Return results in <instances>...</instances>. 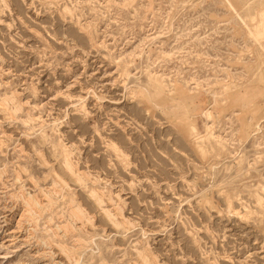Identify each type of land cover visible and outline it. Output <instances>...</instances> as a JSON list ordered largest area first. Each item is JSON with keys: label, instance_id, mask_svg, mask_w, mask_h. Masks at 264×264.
Instances as JSON below:
<instances>
[{"label": "rangeland", "instance_id": "1", "mask_svg": "<svg viewBox=\"0 0 264 264\" xmlns=\"http://www.w3.org/2000/svg\"><path fill=\"white\" fill-rule=\"evenodd\" d=\"M262 9L0 0V264H264Z\"/></svg>", "mask_w": 264, "mask_h": 264}, {"label": "bare ground", "instance_id": "2", "mask_svg": "<svg viewBox=\"0 0 264 264\" xmlns=\"http://www.w3.org/2000/svg\"><path fill=\"white\" fill-rule=\"evenodd\" d=\"M258 18H259V21H258V27L260 28V31L261 32H263L264 31V9H262V10H260L259 11V13H258ZM249 30V29H248ZM250 36L252 37V38H254L255 40H257V38L259 37V36H262L261 35V32H260V35H259V32H255V31H253V28L251 29L250 28ZM249 32V31H248ZM261 38V37H260ZM14 105V104H13ZM15 108V107H14ZM17 108V107H16ZM14 110H16V109H14ZM18 110V109H17ZM16 110V111H17ZM70 155V154H69ZM68 155H64V166H65V168L69 171V172H72V164L69 162V160H68ZM73 174V173H72ZM75 175V174H74ZM79 180V179H78ZM57 196V195H56ZM95 197V196H94ZM96 200H98V199H96ZM111 201V200H110ZM32 202V201H31ZM31 202H29V203H31ZM34 202H35V200H34ZM97 203V202H96ZM44 204V203H43ZM98 204H99V200H98ZM101 204V203H100ZM33 205H35L34 203H33ZM102 205V204H101ZM102 207V206H101ZM121 211V210H120ZM118 212V213H120L121 214V212ZM107 212V211H106ZM76 214H78V213H76ZM108 214H109V212H108ZM107 214V216L109 217V215ZM106 215V214H105ZM111 216V215H110ZM79 217V216H78ZM111 217H115V216H111ZM110 217V218H111ZM123 217V216H122ZM77 218V217H76ZM83 220V219H82ZM111 220V222H112V224H116V225H119V224H117V222H116V220L115 219H110ZM118 221V220H117ZM83 223V222H82ZM123 224H124V222H122ZM116 225H114L115 227H116ZM84 226V225H83ZM119 226H121V225H119ZM118 227V226H117ZM77 229V228H76ZM146 264H150V263H148V262H146Z\"/></svg>", "mask_w": 264, "mask_h": 264}]
</instances>
